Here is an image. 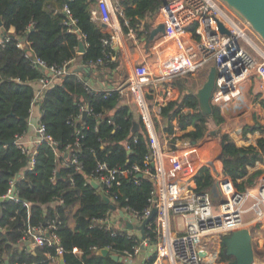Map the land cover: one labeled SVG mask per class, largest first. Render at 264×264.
<instances>
[{
    "label": "trees",
    "instance_id": "obj_1",
    "mask_svg": "<svg viewBox=\"0 0 264 264\" xmlns=\"http://www.w3.org/2000/svg\"><path fill=\"white\" fill-rule=\"evenodd\" d=\"M93 2L95 0H0V30L9 37L0 45V264H50L56 245L28 250L23 243L28 240L30 229L45 228L49 221H54L55 228L49 233L58 239L64 264H122L110 255L127 257L136 246L135 239L128 237L125 231L105 230L93 223L105 216L109 205L87 182L99 162L111 168L125 169L134 164L144 168V158L149 153L148 133L138 110L121 101L119 91L106 95L105 89H98L88 93L72 71L52 82L38 102L40 124L55 142V150L41 143L34 166L28 170L27 155L13 143L17 135L27 130L35 96L34 84L45 74L30 65L25 49L17 46L19 41L28 43L47 66H59L76 58L80 41L84 48L83 62L107 55L104 66H117L114 63L116 52L102 44L109 33L99 30L91 19ZM119 2L129 22L155 12L161 5L159 0ZM65 8L75 21L76 32H67ZM119 20L122 22L121 18ZM119 75L123 76L121 69ZM126 78L125 75L117 86ZM181 78L175 81L181 95L161 108V120L167 121L169 132L173 130L174 119L183 129L193 125L195 130L187 136L199 138L208 118H212L214 124L222 119L213 106L209 115L202 114L194 90L188 88L187 79ZM80 106L90 109L91 113H80ZM218 140L222 175L231 180L236 192L243 193L253 186L260 174L249 175L247 170L256 157L247 156L225 133L218 134ZM125 144L129 145V152ZM73 155L81 166L79 170L72 164ZM146 166L153 169L150 164ZM14 179L17 201L4 198ZM136 181L124 178L109 190L107 196L113 199L116 210L128 207L141 213L150 205L153 183L144 176ZM197 182L202 190L215 188L206 168L199 172ZM150 225L151 229L144 230V239L154 245L158 239L154 219ZM74 248L77 253H73ZM102 250L108 255H102ZM154 259L150 257L146 264H152Z\"/></svg>",
    "mask_w": 264,
    "mask_h": 264
},
{
    "label": "built area",
    "instance_id": "obj_2",
    "mask_svg": "<svg viewBox=\"0 0 264 264\" xmlns=\"http://www.w3.org/2000/svg\"><path fill=\"white\" fill-rule=\"evenodd\" d=\"M99 3L100 23L106 24L111 30L108 32L109 37L102 40V44L116 50L121 43L122 23L119 18L123 25L128 21L123 16L118 0H99ZM64 12L67 15V32H76L75 21L69 10L65 8ZM157 13L164 30L155 49L158 50L161 46L167 48L160 50L152 64L127 61L128 74L125 82L117 87L103 88L106 95L110 91H119L121 101L132 104L138 110L149 139V153L144 158V168L141 169L135 164L125 169L111 168L106 163L99 162L87 178L88 183L97 184L96 193L104 194L113 206V199L107 196L112 187L118 186L124 178L137 182L138 178L144 176L153 183L150 205L141 213L133 212L128 207H123L122 210L108 207L105 216L94 219L93 223L105 230L120 229L128 237L135 239L134 251L127 255L132 257L148 244L144 235L141 238L137 227L155 208L153 219L158 239L154 244L155 259L152 264H202L200 247L203 239L219 238L223 231L244 228L243 215L246 210L243 206L246 201L252 202L249 210L256 215L255 221H262L264 224V175L254 190L243 193L236 192L231 180L222 176L217 182L219 200L214 202L210 191L202 190L198 186L196 167L200 162V155L196 148L187 144L175 146L178 136L173 133L177 130V125H174L170 140L162 143L156 123L161 120V108L170 99H174L172 86L175 80L193 75L206 66H214L219 75L214 80L211 106L222 114L232 113L234 117H244L249 106L240 104L235 110H231V106L236 100H241L243 81L257 76L264 86V50L254 42L257 35L249 25L221 0H171L158 7ZM90 15L95 16V12L91 11ZM216 20L229 31L228 36L219 33ZM157 25L159 24H155ZM8 40L6 33L0 30V45L3 46ZM22 41L17 46L25 49V57L29 58L30 65L45 72L36 81L33 102H39L43 91L52 82L71 74L72 61L59 66H47L36 57L29 44ZM105 59H108L107 55L95 61L82 62V65L90 70L96 69L106 64ZM83 83L88 93L98 90L86 82ZM159 87L162 89L161 94L158 93ZM80 113L91 111L80 106ZM35 132L33 146L26 145L22 141V135H17L13 140L17 148L27 155L28 170L34 166L37 148L41 143L45 142L55 150V142L46 134L45 127L40 122ZM132 139L135 141L136 138ZM125 148L129 152L128 144H125ZM71 161L79 170L81 166L75 155ZM147 164L153 169L150 170ZM18 177L19 175L15 179ZM15 179L4 198L17 201L14 197ZM179 217L184 219V228L181 231L174 228L175 218ZM150 222L145 228L151 229ZM127 223L133 229L127 228ZM54 228V221H49L45 228L30 229L29 238L23 243L32 247L56 245L55 255L50 257L55 263L63 251L58 245L57 237L49 233ZM73 253H77V249L74 248Z\"/></svg>",
    "mask_w": 264,
    "mask_h": 264
},
{
    "label": "crops",
    "instance_id": "obj_3",
    "mask_svg": "<svg viewBox=\"0 0 264 264\" xmlns=\"http://www.w3.org/2000/svg\"><path fill=\"white\" fill-rule=\"evenodd\" d=\"M159 1L162 5L171 0ZM100 8L101 5L99 3V0H95V2L91 4L90 12H95V16L91 15V19L99 30L108 33L111 30L106 26V24L100 23ZM160 20L161 19L156 10L155 12L148 13L144 17L137 18L136 20L131 22H129L127 19L128 22L124 25L123 21L121 22V43L119 46H117L116 50H114L116 52V59L114 63L117 64L115 68L103 66L101 68L97 67L96 69L88 71L87 68L82 65V54L78 53V56L71 62L72 71L77 75L78 78H80L83 82H86L93 88L103 89L107 87L117 86L119 84V81L122 82L124 80V78L119 80V69L120 67H123L124 61H130L135 64H152L156 61L160 50L163 51L167 48L165 46H161L160 49H155L162 34H157L154 37H151L152 31L158 26H155V24H161ZM9 32H12V30H10ZM124 67L125 69H128L126 66ZM210 67L211 66H206L199 69L198 71H206L205 80ZM198 72L195 73L196 75L193 74L184 77V79H187L186 83L193 80L195 86L192 89L194 90L195 94L205 82V80L203 81L197 74ZM34 86L37 87V83H35ZM172 87L174 99L180 97L181 91L178 85H176L174 82ZM158 93H162V89L160 87L158 89ZM240 104H246L247 106H249V110L244 117H234L232 113L222 114L216 109L218 115L222 119L221 122H219L218 124H214L212 118H208L205 122L207 124H205L204 126L205 131L199 138L192 139L191 137L187 136L188 133L195 130L193 125H188L183 129L181 128V125L177 120L172 121L173 128L174 125H177L180 128L179 129L176 126L177 130H174L173 133L178 136L176 137L177 142L175 146H180L183 144L192 145L194 148H196L197 152L200 155V162L196 167L198 174L203 168L208 169L211 179L215 184V188L210 191L214 202H217L219 200L217 182L223 176L222 164L220 161L221 148L218 140V134H227L232 139L234 144L241 150H243L247 154V156H249L250 158L256 157V159L247 167V170L249 175H252L255 172H260V174L253 181V186L248 188L246 187L247 190H254L257 187L261 176L264 175V86L262 85L259 77H250L242 82L241 100L238 99L233 102L231 110H235V108H237ZM39 122L40 110L38 102L36 101L32 103V106L30 108L27 130L24 134H22V141L26 145L33 146V140L36 136L35 128L37 127ZM208 125L215 126L214 130L208 131L206 129V126ZM156 128L157 132H160V140L162 143L170 140L172 132H169L167 130V121L160 120L156 123ZM246 223L244 222V227H246ZM174 228L178 231H181L184 228V219L181 217L175 218ZM218 241H220V237L219 240H216V238L204 239L200 247V259L202 264H227L226 259H224L222 263L218 262V258L216 255L217 249L215 246ZM24 244L28 250L35 249V247H32V245L30 246V244ZM252 251L254 259L253 264H256L255 252L253 249ZM100 253L102 254V251H100ZM152 256L155 258V247L153 244H146L137 255L121 258L120 262L122 264H146V261H148V259ZM50 264H60L59 257L56 259L55 263L50 260ZM260 264L264 263L262 262Z\"/></svg>",
    "mask_w": 264,
    "mask_h": 264
},
{
    "label": "water",
    "instance_id": "obj_4",
    "mask_svg": "<svg viewBox=\"0 0 264 264\" xmlns=\"http://www.w3.org/2000/svg\"><path fill=\"white\" fill-rule=\"evenodd\" d=\"M227 6H229L234 12H236L252 29V31L262 40L264 43V0H221ZM1 25V22H0ZM218 31L221 35H229V31L224 25L216 20ZM164 26L159 24L151 33V37L157 34H163ZM84 52L82 41L78 45V53ZM89 71L90 69L87 68ZM217 71L214 66H211L206 76V80L203 86L196 92L195 96L198 100L199 108L204 115H209L211 112L210 98L213 94L214 80L217 75ZM85 114V113H83ZM134 130L137 129V125L134 124ZM9 141L8 143H11ZM94 189L98 186L95 183H91ZM12 195V193L10 194ZM102 200L109 205V208L114 210V207L109 204L108 198L104 194H100ZM156 213V209L153 208L149 217L146 218L140 226L137 227L143 239L145 225L150 222ZM123 216L122 213H120ZM127 228L133 229V226L129 223L126 224ZM220 242L222 246V254L232 258L231 264H253V251L251 236L249 231L245 228L226 230L220 233ZM27 244V243H26ZM102 255H108L106 250H102ZM113 260H119L116 255H110ZM60 264H64L63 257H59Z\"/></svg>",
    "mask_w": 264,
    "mask_h": 264
},
{
    "label": "rangeland",
    "instance_id": "obj_5",
    "mask_svg": "<svg viewBox=\"0 0 264 264\" xmlns=\"http://www.w3.org/2000/svg\"><path fill=\"white\" fill-rule=\"evenodd\" d=\"M254 42L257 44V46L259 48L264 50V43L262 42V40L259 37L256 36L254 38ZM126 62L127 61H124L123 62V67H120V69H121V71L123 73L122 77L119 76L120 79L125 78V75L127 76V69H125V67H124V66L127 67ZM205 72L204 71L203 72L200 71V72L197 73L201 77V79L203 81L205 80ZM187 85H188L189 89H192L195 86L194 83H193V80L188 81ZM132 108L135 109L136 107L132 106ZM214 128H215V126H212V125L206 126V129L208 131L214 130ZM251 205H252V202L250 200H248V201L245 202V204L243 206V208L246 210V213L243 215V221L245 223L250 221V222L246 223V227H244V228L247 229L249 231V233H250L252 249L254 250L255 257H256V264H260L262 262L264 263V224L262 223V221H255L256 215L254 214V212L249 210ZM216 240H219V238H216ZM215 246H216V249H217L216 250L217 251L216 255H217V258H218V262L222 263V261L224 259H226L227 264H231L232 263V258L224 256L222 254L221 242L218 241Z\"/></svg>",
    "mask_w": 264,
    "mask_h": 264
},
{
    "label": "bare ground",
    "instance_id": "obj_6",
    "mask_svg": "<svg viewBox=\"0 0 264 264\" xmlns=\"http://www.w3.org/2000/svg\"><path fill=\"white\" fill-rule=\"evenodd\" d=\"M205 239H207V238H205ZM203 241H204V239L202 240V243H203ZM202 243H201V245H202Z\"/></svg>",
    "mask_w": 264,
    "mask_h": 264
}]
</instances>
